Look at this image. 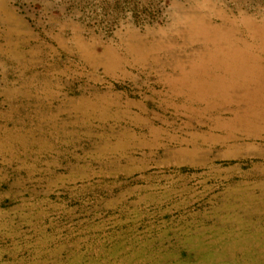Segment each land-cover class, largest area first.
Instances as JSON below:
<instances>
[{
    "label": "rangeland",
    "instance_id": "374dc122",
    "mask_svg": "<svg viewBox=\"0 0 264 264\" xmlns=\"http://www.w3.org/2000/svg\"><path fill=\"white\" fill-rule=\"evenodd\" d=\"M0 264H264V0H0Z\"/></svg>",
    "mask_w": 264,
    "mask_h": 264
}]
</instances>
